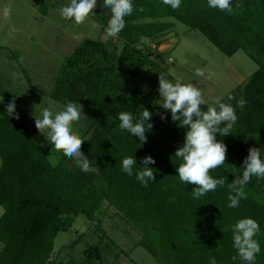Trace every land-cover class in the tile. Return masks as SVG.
Masks as SVG:
<instances>
[{
    "label": "trees",
    "instance_id": "1",
    "mask_svg": "<svg viewBox=\"0 0 264 264\" xmlns=\"http://www.w3.org/2000/svg\"><path fill=\"white\" fill-rule=\"evenodd\" d=\"M50 1L42 0L39 8L45 11ZM97 2L104 14L93 10L89 17L107 28L111 13L102 6L103 0ZM132 2L134 10L124 18L125 27L116 37L125 41L119 56L117 43L85 38L63 59L50 90L51 97L63 104L82 105L87 126L81 151L89 159L90 171H82L74 158L64 155L52 167L31 122L0 113V264H51L55 236L68 230L79 213L90 220L102 241L104 202L140 232L133 248L142 246L158 264H209L212 257L217 264H247L239 257L232 259L237 255L232 225L253 218L260 227L254 239L261 249L254 264H264V178L253 176L244 186L247 198L238 207H228V184L234 171L242 173L249 148H259L264 159V0H231V15L209 8L207 0H181L175 10L162 0ZM237 3L242 8L237 9ZM141 7L143 11L138 10ZM164 18L198 30L226 55L243 49L257 64L241 95L230 90L222 96L234 107L237 121L232 133L216 134L226 145V162L209 174L214 179L224 177L226 183L198 199L192 196L194 185L182 183L176 173L181 160L174 153L183 145L186 129L171 120L170 110L159 112L135 81L143 67L157 66L148 55L149 41L172 28ZM229 95L233 99L228 100ZM240 97L247 102L243 108L237 107ZM144 109L153 113V128L141 143L119 128L118 117L128 112L137 122ZM145 155L155 160L148 166L156 179L147 187L135 176ZM127 156L136 160L132 176L122 170ZM101 241L84 250L82 263L68 259L62 264L100 263Z\"/></svg>",
    "mask_w": 264,
    "mask_h": 264
},
{
    "label": "rangeland",
    "instance_id": "2",
    "mask_svg": "<svg viewBox=\"0 0 264 264\" xmlns=\"http://www.w3.org/2000/svg\"><path fill=\"white\" fill-rule=\"evenodd\" d=\"M40 12L46 11L40 9ZM164 20L171 21L172 28L149 41L148 55L157 66L146 65L135 77L136 83L143 90L146 89L151 102L159 112L165 111L158 104L159 74L173 83L177 80L182 83H193L201 90L208 102L207 105H212L215 97L223 96L230 90L239 91L238 94L241 95L243 85L257 68V64L243 49L226 55L198 30L190 29L174 18ZM64 27L63 32L56 33L58 37L53 42L56 47L55 57L62 59L61 63L85 38L99 39L106 43L111 41L113 46L117 43V38H106V27L103 28L89 16L81 25H76L70 20L65 22ZM17 55V52L11 54L7 49H0V78L3 79L0 81V99H5L3 103L0 102V113L6 112L5 105L14 100L15 112L31 122L41 141L46 145V156L52 150L54 155L61 158L63 153L52 148L34 123L35 117H41L42 109L48 108L55 114L63 105L50 95L57 72L54 74L53 67H48L39 79L35 77L36 80L33 79L31 82L32 75L28 70V64L19 65ZM196 68H201L204 76L195 75ZM86 126L87 119L81 114V119L74 122L73 130L81 137ZM46 132L47 130L45 136ZM102 208L105 238L101 241L100 233H95L90 220L83 213H79L68 230L61 231L55 236L51 260H61L65 263L68 259H73L82 263L84 250L101 241V264H158L142 246L133 248V243L141 238L136 227L114 206L104 202ZM0 211H3L1 206ZM58 254L60 258H55Z\"/></svg>",
    "mask_w": 264,
    "mask_h": 264
},
{
    "label": "clouds",
    "instance_id": "3",
    "mask_svg": "<svg viewBox=\"0 0 264 264\" xmlns=\"http://www.w3.org/2000/svg\"><path fill=\"white\" fill-rule=\"evenodd\" d=\"M165 5L173 10L178 9L181 0H162ZM97 0H69L67 5L59 7V15L62 19L72 20L76 25L85 22ZM209 8L218 9L222 12L233 14L231 0H207ZM102 6L111 13L106 28V38H116L125 27V17L133 12L132 0H103ZM237 9L242 5L237 3ZM143 11L141 7L138 9ZM12 12L10 6L0 8V15L5 19L9 18ZM117 55L123 49L125 41L117 40ZM195 75L204 76L201 68L195 69ZM158 92L160 100L158 104L165 110H170L171 120L178 122V126L186 129L183 145L175 150V157L181 160L176 167V173L179 180L184 184L194 185L192 196L198 199L210 191H215L217 186H224L226 180L224 177L214 179L209 173L211 170L222 166L226 162V145L216 139V134L226 136L232 133V128L237 121V115L234 107L225 103L222 96L213 99L212 105L204 111L201 105L208 102L204 99L201 90L193 83H182L177 80L175 83L165 79L162 74L158 77ZM233 99L231 95L228 100ZM2 102V99H0ZM247 102L241 99L237 107L243 108ZM6 112L19 119V114L15 112L14 100L5 105ZM82 105L78 102L68 101L60 106V110L55 114L48 108L42 109L41 117H35L34 123L36 129L44 135L49 144L54 147L56 152H62L64 156L75 158L77 165L82 171H90L91 165L89 159L82 153L81 147L83 141L80 134L73 130L74 122L81 119ZM161 120L165 119L163 113H158ZM153 113L144 109L139 121L134 122L133 117L128 112L119 113V128L127 130L132 135L139 138L141 143L146 142V132L153 128L151 116ZM221 125H224L221 127ZM45 130L46 136H45ZM49 164L55 167L59 163V156L52 153L47 155ZM142 168L135 172L136 179L145 187L149 181H155L153 168L150 164H155V160L150 155L141 158ZM0 161V165H2ZM122 170L129 176L133 175V166L136 160L133 156H127L122 159ZM228 184L230 194L228 196V207L235 208L239 206L241 199H246L247 194L244 186L255 176L257 179L264 178V159H261L259 148L250 147L247 156L243 160L242 173L237 174ZM63 218V217H62ZM260 231L259 224L253 218H241L232 225L233 247L237 255L232 259L239 257L247 264H254L256 255L260 252V245L254 237ZM209 264H217L214 257L210 258Z\"/></svg>",
    "mask_w": 264,
    "mask_h": 264
},
{
    "label": "crops",
    "instance_id": "4",
    "mask_svg": "<svg viewBox=\"0 0 264 264\" xmlns=\"http://www.w3.org/2000/svg\"><path fill=\"white\" fill-rule=\"evenodd\" d=\"M41 1L0 0V8H12L9 18L0 15V49L18 53L17 63L28 64L31 82L35 77L39 79L48 67H53L54 74L58 72L62 59L55 57L53 42L58 37L56 33L63 32L65 22L70 21L62 19L58 11L59 7L69 3L67 0H51L46 12H40ZM50 261L51 264L63 263L61 260Z\"/></svg>",
    "mask_w": 264,
    "mask_h": 264
},
{
    "label": "water",
    "instance_id": "5",
    "mask_svg": "<svg viewBox=\"0 0 264 264\" xmlns=\"http://www.w3.org/2000/svg\"><path fill=\"white\" fill-rule=\"evenodd\" d=\"M95 12L100 13V14H104V10L101 6H99V3L97 2L96 6H94L93 9ZM108 16H110V14H108Z\"/></svg>",
    "mask_w": 264,
    "mask_h": 264
}]
</instances>
